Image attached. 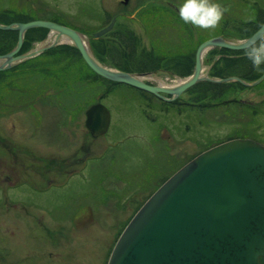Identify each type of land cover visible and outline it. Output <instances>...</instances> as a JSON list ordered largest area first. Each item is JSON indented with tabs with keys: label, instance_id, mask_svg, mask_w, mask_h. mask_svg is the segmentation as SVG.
I'll use <instances>...</instances> for the list:
<instances>
[{
	"label": "rangeland",
	"instance_id": "1",
	"mask_svg": "<svg viewBox=\"0 0 264 264\" xmlns=\"http://www.w3.org/2000/svg\"><path fill=\"white\" fill-rule=\"evenodd\" d=\"M172 2L179 9L183 0H129L127 6L122 0H0V24L49 21L91 38L115 18L113 28L103 39L90 41L91 49L106 67L138 73L152 68L149 64L152 49L165 47L171 41L176 44V35L171 32L177 27L175 15L171 13ZM213 2L228 9L219 26L202 30L178 23L183 36H190L195 29L197 41L219 35L242 40L264 21V0ZM139 11L144 12L143 28L138 20ZM252 16L255 19L246 22ZM155 38H159L157 45ZM181 39L184 41L178 38V43ZM70 47H56L61 52L62 71L55 70V75L63 76V80L54 82L47 74L26 72L14 79L15 88L11 92L3 86L0 88V127L3 126L0 135L37 156L58 155L61 148L66 152L61 155L69 157L77 150L80 160L77 169L72 176L64 175L55 180L50 177L51 184L39 183L38 175L30 169V179L25 186L4 190L6 185L1 182L4 191L0 190V203L41 206L49 210L52 224L53 219L67 220L76 215L82 222L105 219L108 224L120 214V219L112 222L117 227L113 226L111 232L104 226L105 232L114 239L136 209L198 154L227 139L250 138L264 146V135L260 134L264 131H257L262 123L264 125V117L253 116L252 110L240 103L215 108L214 103L219 100L216 86L197 83L188 88L177 103L165 96L154 98L145 91L96 78L78 51H72L75 47ZM143 48L149 67L139 61ZM102 52L104 56H99ZM149 81L147 84H151ZM260 98L259 94L255 96L257 101ZM96 103L109 111L110 125L105 136L93 140L84 134L83 115ZM5 117L13 124L10 133L7 123L4 127ZM72 138L76 140L77 149L70 147ZM87 146H90L88 153ZM0 154H5L1 146ZM15 156L20 159L15 158L13 165L21 168L22 154L15 153ZM0 157V170H3L9 165V159ZM14 172V182L27 177L22 176L21 169ZM34 216L45 222L46 235L56 234L59 226H50L42 210L32 211L26 217ZM2 217L12 219L11 215L3 216L0 211ZM77 231V238L99 233L87 226ZM53 248L46 250L53 251Z\"/></svg>",
	"mask_w": 264,
	"mask_h": 264
},
{
	"label": "water",
	"instance_id": "2",
	"mask_svg": "<svg viewBox=\"0 0 264 264\" xmlns=\"http://www.w3.org/2000/svg\"><path fill=\"white\" fill-rule=\"evenodd\" d=\"M114 24L115 18L91 38L49 21L0 24V30L17 31L15 48L0 56V71L67 43L101 78L156 97L168 94V100L173 101L199 82L225 81L208 76L212 64L202 71L204 51L213 47L243 50L250 41L264 36L259 28L242 41L210 38L197 48L194 71L189 77L174 86H152L145 82L147 74L108 68L95 58L90 41L102 38ZM33 28L47 29L48 40L15 56L24 33ZM263 77L249 85H257ZM85 116V127L93 137L107 131L110 114L103 105L89 106ZM107 264H264V146L253 139H232L183 165L134 213L118 236Z\"/></svg>",
	"mask_w": 264,
	"mask_h": 264
},
{
	"label": "flooded vegetation",
	"instance_id": "3",
	"mask_svg": "<svg viewBox=\"0 0 264 264\" xmlns=\"http://www.w3.org/2000/svg\"><path fill=\"white\" fill-rule=\"evenodd\" d=\"M124 6H127V4ZM170 6L171 13L175 15V23L177 25V27H175L174 30H171V32L176 35L177 39L184 38V41L181 39L178 43L176 39V44L172 43L171 41L165 47L158 48L156 46V48L151 50L150 63L146 60V50L144 48L141 49L139 53L140 64L148 66L149 63L150 67L152 68L150 70H142L138 73L147 74V76L145 77V82L147 83V81L150 80L149 82H151V84H148L152 86H174L189 77L194 71L197 48L202 42L206 41L196 40L197 31H195V29L194 31L192 30V34L190 36L189 34L183 36L184 33H182L183 31H181L179 24L184 26L185 23L180 20L179 9L177 7L178 5H175L174 2H172ZM138 13H140V18H138L139 24L141 28H143L142 25H144V23L142 21V15L144 14V12L139 11ZM260 22L261 23L258 24L257 28L250 34V36L259 29L260 25L264 24V21ZM154 31H156V28H154ZM25 34L26 32L23 36V42ZM47 35L48 30L44 35H27L26 39L29 43H27L26 46L28 49L22 53H19L23 45L22 42V45L15 56L27 53L35 49L41 42L43 43L48 40ZM219 36L229 41H242L250 37L249 36L242 40H238L236 38L232 40L226 38V36ZM262 38H264V36ZM158 42L159 38L158 40L157 38H155L156 45ZM62 45L72 46L67 43H59L51 48L42 51L33 58L24 60L23 62L9 69L0 71V88L3 86L9 92H11L15 88L13 83L14 79H18L20 75H24L26 72L38 73L44 76L47 74L49 76L48 78H51L54 82L63 80V76L55 75V70L62 71V69L60 68L61 52L58 48H56ZM7 53L0 54V56ZM244 53L245 49L235 51L221 47L210 48L204 51L202 54V71L204 72L206 68L212 64L208 72V76L219 81L225 80L222 82L214 83L216 88H219V91L217 92L218 95L216 96L219 100L214 103L215 108L216 106L221 104L224 105L230 103H240L242 106L251 109L253 116L259 114V116L264 117V77L257 85H249L258 80L264 74V64L260 66L259 71L255 70L252 66L251 61L246 58ZM98 55L101 56V54ZM94 56L97 61L101 65H103L101 63V60L98 59L95 54ZM65 66L66 63L64 64V67ZM21 68L23 69L20 70ZM167 80L173 81L175 84H170L167 82ZM185 91L182 94H184ZM182 94L177 99L170 102L177 103L178 99L182 97ZM258 94L261 96L259 101L255 99V96ZM149 95L154 98H159L150 93ZM163 96L168 99L171 97V95L168 94H162V97ZM259 110L260 112H258ZM73 119L75 121L76 118ZM85 119L86 116L84 112L83 128L86 131V133L84 134L93 138V140L107 134L110 122L107 131L104 134L93 137L85 127ZM4 120H6V122L4 123V127L7 123L6 128L10 133L9 130L13 129V124L9 122L8 117H5ZM70 121L72 122V118H70ZM0 129H3V126H1ZM257 131H264L263 123L262 126L257 129ZM260 134L261 136L264 135L263 133ZM0 146L5 150V154L0 155L6 156L9 159V165H5V168L3 170H0V184L1 182H3V184L6 185V187H4V190L5 188L6 190H8V188L10 190H13L17 187L25 186L27 184V180L30 179L29 174L31 173H36L38 175L36 177L39 183L44 182L51 184L53 182H49L51 181L50 177H54L53 180H55L57 177H61L64 175L72 176V174L75 173L77 169L78 163L80 162L77 156V150H75V152L73 153L74 155L72 154L69 157L64 154L63 156L61 155L62 153H66L65 150H62L61 148L58 150V155L37 156L33 153H30L22 145H16L11 140H8L1 135ZM75 146L76 140L72 138L70 147L75 148ZM89 147L90 146L86 147V149L88 148L86 153L90 152ZM15 153L22 154V161H20L21 168L13 165L15 158L20 159V157L18 158L15 156ZM87 155L88 154H85V156ZM83 163H85V159L83 160ZM15 169H21L22 176L27 175V177L24 176V180L14 182L12 180V174L15 173ZM30 169H32V171H30ZM4 190L1 191L3 192ZM27 194L28 192L26 193V195ZM26 202L30 201L27 200ZM35 210H42L44 212V215L48 218L47 222L50 226L53 224L59 226L55 231V235H46L47 226L44 221L40 220V218H37L36 216H34L33 218L26 217L31 215L32 211ZM0 211L3 212V216L11 215L12 217V219L7 217L0 218V264H107L111 250L117 240V237L121 233L120 230L116 232L117 234L114 233L115 235L113 239V235L112 238L111 234L109 237V232L106 233L104 230V226H106L111 232L113 230V226H116L112 222H117V220L120 219V214L114 216V218L108 224L105 223V219L104 221L91 219V221L87 220L86 222H82L81 220L77 219V215L74 216L75 218L72 217L71 219L67 220L53 219L54 223L52 224L49 216V210L43 209V207L41 206H34L28 203L21 204L17 202H7L0 203ZM125 225L126 224L122 226ZM86 226L90 228L92 227L95 232L99 233L97 235L91 236H78L77 238V235L75 233L78 232V228ZM99 228L101 229L99 230ZM52 246L55 248H53ZM47 247L53 248L54 250L47 251Z\"/></svg>",
	"mask_w": 264,
	"mask_h": 264
},
{
	"label": "clouds",
	"instance_id": "4",
	"mask_svg": "<svg viewBox=\"0 0 264 264\" xmlns=\"http://www.w3.org/2000/svg\"><path fill=\"white\" fill-rule=\"evenodd\" d=\"M228 9L213 0H183L179 6V17L185 24L202 30H214L224 18ZM252 16L246 22L254 20ZM264 30V25L259 26ZM245 47V56L251 61L255 70L259 71L264 64V38L250 41Z\"/></svg>",
	"mask_w": 264,
	"mask_h": 264
},
{
	"label": "trees",
	"instance_id": "5",
	"mask_svg": "<svg viewBox=\"0 0 264 264\" xmlns=\"http://www.w3.org/2000/svg\"><path fill=\"white\" fill-rule=\"evenodd\" d=\"M0 31H3L2 33L0 32V54H4V53H7V52H9L10 50H12L13 48H14V46L16 45V42H17V31H9V30H0ZM46 31L47 30H45V29H41V28H37V29H29V30H27L26 31V34H25V38H24V42H23V45H22V47H21V49H20V51H19V53H22V52H24V51H26L28 48H27V46H26V44L27 43H29L28 41H27V39H26V36L27 35H29V34H42V35H44L45 33H46ZM30 32V33H29ZM42 37V36H41ZM104 38V36L102 37V38H100V39H98V40H101V39H103ZM92 41H94V40H92ZM1 45H3V47L1 46ZM64 46H69V45H64ZM70 47V46H69ZM71 48V47H70ZM62 49H65V48H62ZM72 51H74L75 53H77V49H75V48H73V50ZM79 53V52H78ZM101 56H104V52H102L101 53ZM82 61V60H81ZM103 61H106V60H103ZM86 65V64H85ZM91 73H92V75L93 76H95L96 78H100V79H102V80H104V81H107V80H105V79H103V78H101L100 76H97L95 73H93L92 71H91ZM112 84H114L113 82H112ZM205 84H208V85H210V84H212V85H214L215 86V84L214 83H210V82H207V83H205ZM197 85V84H196ZM194 87V86H193ZM143 204V203H142ZM141 204V205H142ZM140 205V206H141ZM139 206V207H140ZM138 207V208H139ZM138 208L136 209V211L138 210ZM135 211V212H136ZM130 218H131V216H130ZM125 224H127V223H125ZM123 227H125V226H123Z\"/></svg>",
	"mask_w": 264,
	"mask_h": 264
}]
</instances>
